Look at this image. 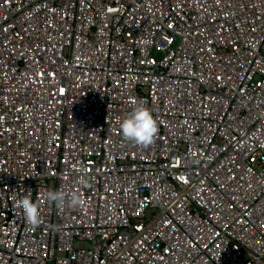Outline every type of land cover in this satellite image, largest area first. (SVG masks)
<instances>
[{
	"label": "built area",
	"instance_id": "built-area-1",
	"mask_svg": "<svg viewBox=\"0 0 264 264\" xmlns=\"http://www.w3.org/2000/svg\"><path fill=\"white\" fill-rule=\"evenodd\" d=\"M0 264H264V0H0Z\"/></svg>",
	"mask_w": 264,
	"mask_h": 264
},
{
	"label": "clouds",
	"instance_id": "clouds-1",
	"mask_svg": "<svg viewBox=\"0 0 264 264\" xmlns=\"http://www.w3.org/2000/svg\"><path fill=\"white\" fill-rule=\"evenodd\" d=\"M118 127L126 141L135 145H147L158 131V122L151 109L143 102L137 101L133 110L118 122ZM80 183L87 182L82 178ZM45 199L58 206L78 207L82 204L77 195L73 194L69 198L63 190H49L45 193ZM16 207L23 211L27 221L33 225L39 223L40 207L33 201L30 192L16 201Z\"/></svg>",
	"mask_w": 264,
	"mask_h": 264
}]
</instances>
